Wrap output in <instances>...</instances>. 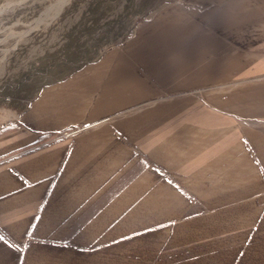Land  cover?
I'll list each match as a JSON object with an SVG mask.
<instances>
[{
    "label": "crops",
    "instance_id": "obj_1",
    "mask_svg": "<svg viewBox=\"0 0 264 264\" xmlns=\"http://www.w3.org/2000/svg\"><path fill=\"white\" fill-rule=\"evenodd\" d=\"M9 120L0 264H264V0L164 4Z\"/></svg>",
    "mask_w": 264,
    "mask_h": 264
},
{
    "label": "rangeland",
    "instance_id": "obj_2",
    "mask_svg": "<svg viewBox=\"0 0 264 264\" xmlns=\"http://www.w3.org/2000/svg\"><path fill=\"white\" fill-rule=\"evenodd\" d=\"M177 0H0V128L47 83Z\"/></svg>",
    "mask_w": 264,
    "mask_h": 264
},
{
    "label": "snow or ice",
    "instance_id": "obj_3",
    "mask_svg": "<svg viewBox=\"0 0 264 264\" xmlns=\"http://www.w3.org/2000/svg\"><path fill=\"white\" fill-rule=\"evenodd\" d=\"M3 239V237H0V240H2Z\"/></svg>",
    "mask_w": 264,
    "mask_h": 264
},
{
    "label": "built area",
    "instance_id": "obj_4",
    "mask_svg": "<svg viewBox=\"0 0 264 264\" xmlns=\"http://www.w3.org/2000/svg\"><path fill=\"white\" fill-rule=\"evenodd\" d=\"M74 132H75V131H74ZM74 132H73V133H74Z\"/></svg>",
    "mask_w": 264,
    "mask_h": 264
}]
</instances>
